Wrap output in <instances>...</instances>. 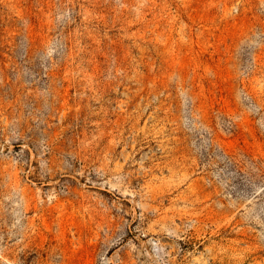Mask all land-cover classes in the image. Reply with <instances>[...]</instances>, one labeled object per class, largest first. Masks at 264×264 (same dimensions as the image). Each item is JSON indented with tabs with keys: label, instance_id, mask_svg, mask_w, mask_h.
<instances>
[{
	"label": "rangeland",
	"instance_id": "374dc122",
	"mask_svg": "<svg viewBox=\"0 0 264 264\" xmlns=\"http://www.w3.org/2000/svg\"><path fill=\"white\" fill-rule=\"evenodd\" d=\"M0 264H264V0H0Z\"/></svg>",
	"mask_w": 264,
	"mask_h": 264
}]
</instances>
